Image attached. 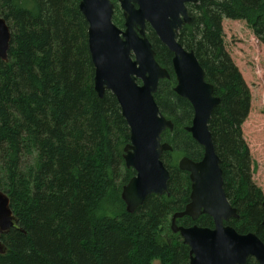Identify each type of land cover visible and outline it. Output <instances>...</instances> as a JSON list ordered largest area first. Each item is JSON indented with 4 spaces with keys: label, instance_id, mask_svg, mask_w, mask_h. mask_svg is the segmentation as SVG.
<instances>
[{
    "label": "trees",
    "instance_id": "obj_1",
    "mask_svg": "<svg viewBox=\"0 0 264 264\" xmlns=\"http://www.w3.org/2000/svg\"><path fill=\"white\" fill-rule=\"evenodd\" d=\"M79 1L0 0V17L11 33L8 61L0 60V190L17 220L1 236L0 264H187L188 248L172 233L169 216L184 210L191 191L189 174L177 160L198 162L203 149L185 131L193 109L173 91L172 55L147 27L155 60L169 73L154 94L173 123L172 131L161 134L172 147L162 157L169 195H151L129 214L120 198L135 175L123 161L129 129L114 96L105 92L99 99L93 90ZM188 12L191 22L178 41L194 52L220 99L208 130L225 194L239 215L230 224L264 243V195L252 181L240 128L250 93L224 49L221 25L223 19L245 21L264 45V0H197ZM113 22L123 27L118 8ZM177 224L212 227V220L184 217ZM247 264L257 263L250 258Z\"/></svg>",
    "mask_w": 264,
    "mask_h": 264
},
{
    "label": "water",
    "instance_id": "obj_2",
    "mask_svg": "<svg viewBox=\"0 0 264 264\" xmlns=\"http://www.w3.org/2000/svg\"><path fill=\"white\" fill-rule=\"evenodd\" d=\"M123 27L113 22L114 5L110 0H80L79 11L87 24V46L93 66V90L99 99L109 92L116 99L129 129V143L123 149L126 168L135 175L124 187L122 201L128 213L141 206L151 195L167 194L170 174L162 161L171 151L161 142V134L173 124L161 113L154 100L158 83L169 78L168 71L155 60V51L147 37L149 27L172 55L176 85L174 93L187 100L193 109L190 126L185 128L203 149L200 161L183 157L178 168L189 174L190 202L184 211L173 214L171 231L178 233L189 251L188 264H246L251 257L264 264V244L254 234H239L223 221L237 218L236 210L223 190L220 159L215 153L208 130L212 110L220 99L213 86L205 82L204 71L193 51L179 43V32L189 25L187 4L197 0H116ZM11 33L0 17V60L8 61ZM263 226H264V202ZM212 218L214 227L197 225L184 228L175 221L184 216ZM17 223L8 196L0 190V240ZM0 241V253H4Z\"/></svg>",
    "mask_w": 264,
    "mask_h": 264
},
{
    "label": "rangeland",
    "instance_id": "obj_3",
    "mask_svg": "<svg viewBox=\"0 0 264 264\" xmlns=\"http://www.w3.org/2000/svg\"><path fill=\"white\" fill-rule=\"evenodd\" d=\"M116 8L117 4L115 10ZM191 8L193 11L194 6ZM221 25L224 49L250 93L248 116L240 128L242 139L249 151L252 181L264 195V45L255 37L245 21L223 19ZM152 264L160 263L154 260Z\"/></svg>",
    "mask_w": 264,
    "mask_h": 264
},
{
    "label": "flooded vegetation",
    "instance_id": "obj_4",
    "mask_svg": "<svg viewBox=\"0 0 264 264\" xmlns=\"http://www.w3.org/2000/svg\"><path fill=\"white\" fill-rule=\"evenodd\" d=\"M164 143V142H163ZM171 150H172V147H171ZM183 157H185V156H183ZM183 157H181V158H183ZM180 158V159H181ZM188 158V157H187ZM179 159V160H180ZM178 166V165H177ZM135 173V172H134ZM170 174V173H169ZM170 179V178H169ZM190 180V179H189ZM169 181V180H168ZM222 181H223V179H222ZM167 184H168V182H167ZM223 190H224V187H223ZM191 192V191H190ZM224 193H225V191H224ZM164 195H166V196H168L169 194H168V187H167V194H164ZM226 195V194H225ZM156 196V195H155ZM163 196V195H162ZM226 199H227V196H226ZM228 200V199H227ZM189 202H190V196H189ZM229 202V201H228ZM230 204V203H229ZM263 204V203H262ZM230 206L232 207V208H234L231 204H230ZM186 207V206H185ZM185 209V208H184ZM235 209V208H234ZM263 209V208H262ZM236 210V209H235ZM184 211V210H183ZM177 212H182V211H177ZM177 212H175V213H177ZM175 213H173V214H175ZM236 213H237V211H236ZM173 214H171V216L169 217V224H170V226H171V218H172V216H173ZM203 214H201V215H199L195 220H193V219H191L190 217H187V218H189V219H191V221H197V219L200 217V216H202ZM238 215V214H237ZM206 216H208V215H206ZM184 217H186V216H184ZM184 217H182V218H184ZM208 217H210V216H208ZM182 218H178V219H182ZM211 218V217H210ZM177 219V220H178ZM237 219H239V215H238V217L237 218H230L229 220H227V221H223V224H224V226H230V227H232L231 226V224H230V222H231V220H237ZM177 220L175 221V223H176V225H178L177 224ZM211 220H212V218H211ZM263 222V221H262ZM194 225H197V224H193V225H191V226H194ZM263 225V224H262ZM178 226H180V227H183V226H181V225H178ZM190 226V227H191ZM198 226V225H197ZM199 227H201V226H199ZM214 227V224H213V220H212V227H207V228H213ZM264 227V226H263ZM184 228H189V227H184ZM233 228V227H232ZM171 229V228H170ZM234 230H235V228H233ZM173 233V232H172ZM239 233V232H238ZM174 234H178V233H174ZM239 234H242V233H239ZM246 234H249V233H246ZM251 234H254V233H251ZM179 235V234H178ZM255 235V234H254ZM179 237H180V235H179ZM181 238V237H180ZM181 240H182V238H181ZM263 243V242H262ZM182 244H183V242H182ZM264 244V243H263ZM184 245V244H183ZM187 248H188V263H189V251H190V249H189V247L187 246V245H185ZM251 258V257H250ZM249 258V259H250ZM248 259V260H249ZM251 259H253V258H251ZM247 260V261H248ZM254 261H255V259H253ZM256 262V261H255ZM187 263V264H188ZM257 263V262H256ZM246 264H247V262H246ZM258 264V263H257Z\"/></svg>",
    "mask_w": 264,
    "mask_h": 264
},
{
    "label": "bare ground",
    "instance_id": "obj_5",
    "mask_svg": "<svg viewBox=\"0 0 264 264\" xmlns=\"http://www.w3.org/2000/svg\"><path fill=\"white\" fill-rule=\"evenodd\" d=\"M10 44V43H9ZM8 52V51H7ZM125 164V163H124ZM126 167V166H125ZM129 182V181H128ZM128 184V183H127ZM127 184H125L123 187H122V189H121V193H120V198H122V196H123V194H124V187L127 185ZM122 200V199H121ZM123 202V201H122ZM124 203V202H123ZM143 205V204H142ZM141 205V206H142ZM124 206H125V204H124ZM141 206H139V207H141ZM126 207V206H125ZM138 207V208H139ZM137 208V209H138ZM125 210H126V208H125ZM127 212V211H126ZM135 212V211H134ZM128 213V212H127ZM129 214H133V213H129Z\"/></svg>",
    "mask_w": 264,
    "mask_h": 264
}]
</instances>
